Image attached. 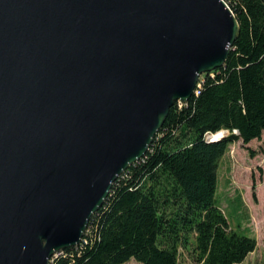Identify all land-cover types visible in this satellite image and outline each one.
Wrapping results in <instances>:
<instances>
[{
  "label": "water",
  "instance_id": "water-1",
  "mask_svg": "<svg viewBox=\"0 0 264 264\" xmlns=\"http://www.w3.org/2000/svg\"><path fill=\"white\" fill-rule=\"evenodd\" d=\"M240 31L225 0H0V264L79 245Z\"/></svg>",
  "mask_w": 264,
  "mask_h": 264
},
{
  "label": "trees",
  "instance_id": "trees-1",
  "mask_svg": "<svg viewBox=\"0 0 264 264\" xmlns=\"http://www.w3.org/2000/svg\"><path fill=\"white\" fill-rule=\"evenodd\" d=\"M225 1L241 27L225 65L204 74L189 101L171 107L147 154L113 184L82 242L50 264H182L184 252L194 264H239L256 250L257 238L231 227L216 194L229 145L264 132V0ZM224 129L223 138H207Z\"/></svg>",
  "mask_w": 264,
  "mask_h": 264
},
{
  "label": "rangeland",
  "instance_id": "rangeland-1",
  "mask_svg": "<svg viewBox=\"0 0 264 264\" xmlns=\"http://www.w3.org/2000/svg\"><path fill=\"white\" fill-rule=\"evenodd\" d=\"M216 198L233 229L257 238L256 250L239 264H263L264 132L260 139L246 144L239 140L229 145L220 161ZM181 263L194 264V260L184 252ZM126 264L141 263L132 259Z\"/></svg>",
  "mask_w": 264,
  "mask_h": 264
},
{
  "label": "bare ground",
  "instance_id": "bare-ground-1",
  "mask_svg": "<svg viewBox=\"0 0 264 264\" xmlns=\"http://www.w3.org/2000/svg\"><path fill=\"white\" fill-rule=\"evenodd\" d=\"M222 133H224V131H220V132L216 133V134L214 135V137H215V138H219V137H221Z\"/></svg>",
  "mask_w": 264,
  "mask_h": 264
},
{
  "label": "built area",
  "instance_id": "built-area-1",
  "mask_svg": "<svg viewBox=\"0 0 264 264\" xmlns=\"http://www.w3.org/2000/svg\"><path fill=\"white\" fill-rule=\"evenodd\" d=\"M197 92H198V90L196 91V93H197ZM180 103H182V102H180ZM86 231H87V230H86ZM62 251H63V250H62ZM62 251H61V252H59L58 254L62 253ZM58 254H57V255H58ZM57 255H55V256H57Z\"/></svg>",
  "mask_w": 264,
  "mask_h": 264
}]
</instances>
